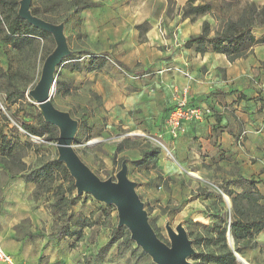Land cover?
Instances as JSON below:
<instances>
[{
	"label": "rangeland",
	"instance_id": "374dc122",
	"mask_svg": "<svg viewBox=\"0 0 264 264\" xmlns=\"http://www.w3.org/2000/svg\"><path fill=\"white\" fill-rule=\"evenodd\" d=\"M132 1L128 0L127 4ZM187 1L179 5L176 0H172L170 4L165 0L166 11L163 18L157 17L159 10L156 9L155 2L154 10L151 13L149 11L153 21L149 22L145 18L149 13L143 16L144 19L141 21L134 23L129 20L128 31L120 23L119 25L112 23L113 26L108 29L103 27L110 24L106 23L102 25V29H98L97 24L92 20L88 19V22H84L77 15L72 16L68 6L59 3L58 11L52 15L54 19L60 21V24H63V33L70 54L56 66L51 103L57 110L67 112L77 121V130L72 144L73 150L81 161L99 179L112 181H116V174L124 162L127 167V178L136 184V193L144 205L149 224L156 236L169 245L166 226L174 230L177 225H181L194 250L193 255L188 258L189 263L205 264L193 256L216 250L215 246L204 244L207 243V238L210 236L208 232L216 221L215 217L218 213L225 211V225L229 226L230 199L223 193L222 188L225 187L226 181L234 179L232 177L237 173V169L231 167L223 170L217 165H202L199 173L195 169L183 168L179 175L167 176L159 166L158 160L160 159L162 163L171 162L172 155L168 153L165 142L154 131L161 122V118L145 119L146 111L139 108L140 104L132 105V108L127 110L118 96L116 100H106V96H100L95 88L96 82L100 80L102 91H106V85L102 81L105 80V74L113 70L130 80L150 81L144 86L152 83L153 87L156 83L163 85L164 82H161L158 77V82H152V78L173 70V65L167 64L160 71V69L151 70L149 65L142 66L141 62L130 67L127 63H130L138 54L152 60L158 52L179 44L181 29L176 27L178 20L175 21V18L177 15L183 18L182 9ZM44 3L45 0H31V4L35 7L43 8ZM249 3L255 4L257 8L264 6V0H196L195 5H210L212 13L197 18L195 23L198 24L201 32L203 22L207 21L210 24V35H213V32L227 19H237ZM130 11H133L131 7ZM8 13L9 10L0 7L1 16ZM3 28L5 32V26ZM4 32L0 28V67L7 78H3L1 83L4 86L10 83L13 87L24 91L25 95L14 104H6L3 94L0 93V133L6 134L11 142L18 143L11 155L1 159L5 161L3 173L5 176L26 175L31 170L58 157L55 135L58 133L59 136V130L48 123L53 128L41 127L37 124L34 116L41 114V111L28 95V92L35 88L43 62L48 53L53 51L55 42L49 34L45 38L36 37L34 41L22 46H14L4 40ZM253 48L247 56L253 53ZM71 57L80 58L77 60L70 59ZM94 61H102L104 67L95 72ZM122 64L128 66V70L124 69L125 66ZM148 67L149 70L143 71ZM185 77L189 82L192 80L187 72ZM189 82L183 86L189 87L188 98ZM130 86L133 88L131 84ZM176 96L178 94L173 92L172 103L169 106H173ZM135 100L140 98L130 99L131 102ZM147 104L150 106V114L155 116L158 105L150 100ZM30 125L38 129L40 137L30 135L23 129L24 126ZM47 137L53 139L47 141L45 139ZM119 145L121 150L117 152ZM151 148L159 152L156 159H151L148 165L142 167L131 164V161L139 159L143 152ZM159 155H161L160 158ZM53 174L54 184L62 183L57 170H54ZM63 185L67 186L66 183ZM229 188L234 192L241 191L237 185ZM39 193L46 200L44 208L50 215V203L54 200L52 192L40 190ZM72 196L75 197V205L71 207L70 213L75 218L81 217L87 223H92L91 227L83 229L80 239L83 243L81 247L85 246V241L88 244L95 243L94 253L97 254L112 237L115 236L116 239L106 255L99 254L101 263L94 261V254H87L81 260L83 264H155L151 257L142 252L133 241L125 243L124 233L127 231L129 238L130 233L125 227L118 226L117 211L113 205L98 202L86 193L78 195L75 191ZM50 218V230L54 231L56 223L51 215ZM78 230V227H70L72 232ZM240 246L243 249L238 255L248 264H264V235H258L247 247L243 243ZM237 264L240 263L237 261Z\"/></svg>",
	"mask_w": 264,
	"mask_h": 264
},
{
	"label": "crops",
	"instance_id": "0c3cea01",
	"mask_svg": "<svg viewBox=\"0 0 264 264\" xmlns=\"http://www.w3.org/2000/svg\"><path fill=\"white\" fill-rule=\"evenodd\" d=\"M91 1L100 3V6L85 9L77 16L84 22L92 20L98 29H102V25L106 23H110L103 26L107 29L113 26L112 23H120L128 31L129 22L143 20V16L154 10L155 2L156 9L159 10L157 17L163 18L166 11L165 0H133L131 6H128V0ZM176 1L183 5L186 0ZM130 7L133 11H130ZM150 13L145 18L152 22ZM176 20V27L181 29V41L178 45L158 52L152 60L138 54L127 63L130 67L141 62L142 66L149 65L151 70L160 71L167 64L173 65V70L152 78V82H158V77L164 82L163 85L156 83L153 87L152 83L144 86L150 81L130 80L113 70L105 74L106 81H102L106 85V91H102L100 80L96 82L95 88L100 96H106V100H116L118 96L127 110L132 105L140 104L139 108L146 111L145 119L161 118L162 123L159 122L154 131L165 142L168 153L172 155L171 162L162 163L158 160L167 176L179 175L183 168L195 169L199 173L202 165H217L223 170L235 167L237 173L232 178L240 175L254 180L264 204V47L254 46L251 55L234 62H229L224 54L215 53L211 49L200 54L183 45L191 36L200 33L198 24L179 15ZM252 33L259 38L264 35V27L255 29ZM154 63L157 65H153ZM103 67L104 65H94V70L96 72ZM147 70L149 67L143 69ZM186 72L192 79L190 82L185 77ZM188 82L189 105L208 108L211 112L201 122L188 123L185 134L172 139L165 132L167 110L171 107L169 104L172 103L173 92H180ZM130 84L133 88H130ZM133 97L140 100L131 102ZM149 100L158 105L155 116L150 114V106L146 105ZM165 105L167 109L164 108ZM3 172L0 165V247L13 256L16 262L83 264L81 260L87 254L96 255L95 243L88 244L85 241V246L81 247V240L54 239L51 236L54 231L50 230L51 218L44 208L46 202L34 201L31 196L35 185L26 182L20 175L5 176Z\"/></svg>",
	"mask_w": 264,
	"mask_h": 264
},
{
	"label": "trees",
	"instance_id": "16d2710c",
	"mask_svg": "<svg viewBox=\"0 0 264 264\" xmlns=\"http://www.w3.org/2000/svg\"><path fill=\"white\" fill-rule=\"evenodd\" d=\"M18 1L19 0H0V7L9 10L7 15H0V28L3 32V26L6 28L4 40L14 46H22L34 41L36 37H48V33L34 28L18 17ZM167 1L169 4L172 2V0ZM195 1L196 0H188L186 6L182 9V17L184 19L195 21L199 17L212 13L210 5H195ZM59 3L67 5L68 11L72 16L79 14L85 9L100 6V3L91 0H45L43 8L38 6L35 7L31 4L30 12L48 23L60 24V21L54 19V15H52L58 11ZM169 12H171L170 9ZM263 27L264 6L262 8H257L255 4L249 3L237 19H227L223 25L213 32V35H210V24L204 21L201 32L198 35L191 36L183 45L185 48H191L200 54H204L208 49H211L215 53L224 54L229 62H234L239 58L246 57L254 46L261 45L264 47V35L256 38L252 33L253 30ZM50 53H48V55ZM79 58L80 57H71L70 59L78 60ZM94 65L101 67L103 63L102 61H94ZM123 68L128 70L127 67ZM3 78H7V75L0 67V93L3 94V99L6 104H14L16 101L24 98V91L13 87L10 83L4 86L1 83ZM25 116L29 117L30 115ZM34 119L41 127H52L44 122L40 113L35 115ZM23 129L30 135L41 136L38 129L32 125L24 126ZM57 136L58 133L55 135L56 138L54 137L56 141L58 139ZM45 139L51 141L53 138L47 137ZM17 145L18 143L11 142L6 134L0 133V165L2 167L5 161L1 159L11 155ZM119 150H121V145L117 146L116 151L119 152ZM158 154V150L151 148L143 152L139 159L131 161V164L135 167L146 166L151 159H156ZM23 168L21 169L22 172L24 171ZM54 170H57L62 179V183L57 185L54 184ZM20 176L26 182L35 185V189L31 195L34 201L43 200L46 202V200L42 198L43 196L40 195V190L47 193L52 192L54 200L50 203V215L56 223L52 237L57 240L70 238L75 241H80L83 229L91 227L92 223H87V221L81 219V217L75 218L74 215L70 213L71 207L75 205V197L72 195L76 191V187L73 178L70 176L64 164L54 159L31 170L26 175L21 174ZM64 183L67 184L66 187H64ZM232 185H237L241 191L234 192L229 188ZM222 190L230 199V224L228 227L225 225V211L216 215V221L208 232L210 236L207 238V243L204 244L205 246L213 245L216 250L207 253H199L193 256L195 259H200L205 264H237L234 252L239 254L242 251L243 248L240 246L241 243L247 247L259 234H264L263 197L257 189L256 182L238 175L234 179L226 181L225 187L222 188ZM71 226L78 227L79 230L77 232H72L70 231ZM228 229L230 230L234 243L233 249L229 247L226 239ZM120 230L123 231V229ZM124 234L125 243H130L127 231ZM114 237L99 249V253L94 255V261L102 262L99 259V254L104 256L108 253L109 249L116 242Z\"/></svg>",
	"mask_w": 264,
	"mask_h": 264
},
{
	"label": "water",
	"instance_id": "95a60500",
	"mask_svg": "<svg viewBox=\"0 0 264 264\" xmlns=\"http://www.w3.org/2000/svg\"><path fill=\"white\" fill-rule=\"evenodd\" d=\"M31 0H20L17 15L36 29L50 34L55 42L53 51L45 58L40 78L28 95L38 105L45 123L58 128L56 141L57 160L64 164L74 180L78 195L86 193L98 202L113 205L117 211L118 226L125 227L133 241L142 252L151 257L155 264H190L188 258L194 250L184 228L177 225L173 230L166 226L170 244L162 242L149 224L144 205L136 193V184L127 178V167L123 162L116 174V181L99 179L78 157L73 150V138L77 121L67 112L57 110L51 103L55 84V69L64 57L70 54L63 33V24L48 23L30 12ZM227 242L233 249L230 230ZM236 260L239 255L234 252Z\"/></svg>",
	"mask_w": 264,
	"mask_h": 264
},
{
	"label": "built area",
	"instance_id": "2783aa9c",
	"mask_svg": "<svg viewBox=\"0 0 264 264\" xmlns=\"http://www.w3.org/2000/svg\"><path fill=\"white\" fill-rule=\"evenodd\" d=\"M178 94L174 98V104L167 112L165 119V132L170 138H177L184 135L186 132V125L191 122H201L206 116L210 114L208 108H201L191 106L188 103L189 87L186 86L180 90L175 91ZM0 264H20L14 260V257L6 253L0 247Z\"/></svg>",
	"mask_w": 264,
	"mask_h": 264
},
{
	"label": "bare ground",
	"instance_id": "6f19581e",
	"mask_svg": "<svg viewBox=\"0 0 264 264\" xmlns=\"http://www.w3.org/2000/svg\"><path fill=\"white\" fill-rule=\"evenodd\" d=\"M240 264H248V262L243 258L239 256V261Z\"/></svg>",
	"mask_w": 264,
	"mask_h": 264
}]
</instances>
